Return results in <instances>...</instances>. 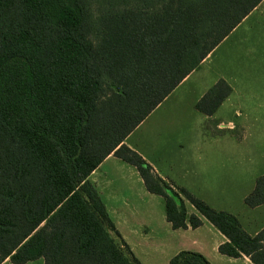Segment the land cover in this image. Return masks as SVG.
Instances as JSON below:
<instances>
[{
  "label": "trees",
  "instance_id": "16d2710c",
  "mask_svg": "<svg viewBox=\"0 0 264 264\" xmlns=\"http://www.w3.org/2000/svg\"><path fill=\"white\" fill-rule=\"evenodd\" d=\"M262 1L0 0V264H143L89 180L111 154L164 199L174 229L202 216L228 238L220 253L264 264V228L250 235L125 143ZM231 93L221 78L196 109L213 115ZM245 203H264V174ZM170 264L210 262L183 250Z\"/></svg>",
  "mask_w": 264,
  "mask_h": 264
},
{
  "label": "crops",
  "instance_id": "0c3cea01",
  "mask_svg": "<svg viewBox=\"0 0 264 264\" xmlns=\"http://www.w3.org/2000/svg\"><path fill=\"white\" fill-rule=\"evenodd\" d=\"M240 30L239 55L230 58L225 54L226 47L221 54L225 55L215 58ZM221 78L231 85L232 93L213 115L203 114L196 103ZM199 113L208 121L209 134L198 122L188 131L191 125L184 119L188 115L198 117ZM125 143L162 177L188 189L211 207L236 215L250 235L264 228V203L257 207L245 203L257 178L264 174V0ZM134 177L139 187L137 196L130 191ZM89 180L119 233L111 231L112 236L120 243L124 241L141 263L170 264L180 251L191 250L203 254L210 264H254L246 255L220 253L219 246L228 238L202 216L200 227L174 229L167 220L164 199L147 190L135 166L115 155H109ZM186 208L189 215H199L191 203L186 202ZM41 260L45 264L43 258L37 259ZM2 264L14 263L7 258Z\"/></svg>",
  "mask_w": 264,
  "mask_h": 264
},
{
  "label": "rangeland",
  "instance_id": "374dc122",
  "mask_svg": "<svg viewBox=\"0 0 264 264\" xmlns=\"http://www.w3.org/2000/svg\"><path fill=\"white\" fill-rule=\"evenodd\" d=\"M241 31L242 30H240V31H238V32H236L233 36H232V38H230V40L225 44V46L224 47H222L216 54H215V58L217 57V56H223V55H225V54H227V55H230L229 57L230 58H235V57H237V55H239V49H238V40H239V37H240V34H241ZM233 42V43H232ZM227 47V49H228V52L227 53H225V54H223V55H221L222 54V52H224V49ZM210 64H207V66L206 67H208ZM197 115H199L198 117H196V116H191V115H188V117H186L185 119H184V121H186V122H188V123H190V128L188 129V131H191L192 130V128H193V124H196L197 122H198V124L201 126L200 128H201V130H203V132H205V133H207V134H209V129H208V127H207V125H208V121H205V118H204V116L201 114V113H199V114H197ZM205 129V130H204ZM186 132V131H185ZM158 160V159H157ZM128 165V164H127ZM127 167H130V165L129 166H127ZM132 167V166H131ZM138 177V176H137ZM135 178V182H133V184H132V186H131V188H130V191H132L133 193H134V195L135 196H137V193H139V187H138V185H137V180H136V177H134ZM158 199H162V198H158ZM163 200V199H162ZM24 264H42V260H41V262L40 261H33V262H27V263H24ZM44 264V263H43Z\"/></svg>",
  "mask_w": 264,
  "mask_h": 264
}]
</instances>
